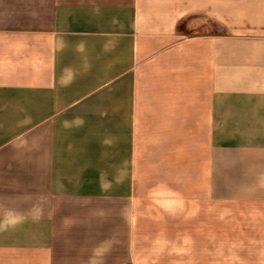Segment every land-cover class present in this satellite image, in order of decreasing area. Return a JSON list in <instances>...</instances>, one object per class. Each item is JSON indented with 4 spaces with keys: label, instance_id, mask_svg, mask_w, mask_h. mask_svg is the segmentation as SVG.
Instances as JSON below:
<instances>
[{
    "label": "crops",
    "instance_id": "crops-1",
    "mask_svg": "<svg viewBox=\"0 0 264 264\" xmlns=\"http://www.w3.org/2000/svg\"><path fill=\"white\" fill-rule=\"evenodd\" d=\"M0 264H264V0H0Z\"/></svg>",
    "mask_w": 264,
    "mask_h": 264
},
{
    "label": "rangeland",
    "instance_id": "rangeland-1",
    "mask_svg": "<svg viewBox=\"0 0 264 264\" xmlns=\"http://www.w3.org/2000/svg\"><path fill=\"white\" fill-rule=\"evenodd\" d=\"M185 31H186L189 35H191V34L194 33V29H193L192 27H188V28H186Z\"/></svg>",
    "mask_w": 264,
    "mask_h": 264
}]
</instances>
